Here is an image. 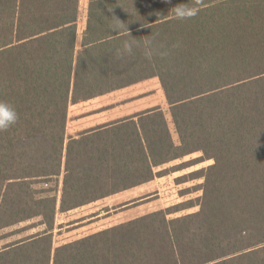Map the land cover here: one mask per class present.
I'll use <instances>...</instances> for the list:
<instances>
[{
  "label": "trees",
  "instance_id": "16d2710c",
  "mask_svg": "<svg viewBox=\"0 0 264 264\" xmlns=\"http://www.w3.org/2000/svg\"><path fill=\"white\" fill-rule=\"evenodd\" d=\"M180 2L89 0L78 50L81 0H0V99L19 113L0 131V231L37 217L46 227L0 235V264H264V0H201L183 21L170 12ZM117 18L137 41L155 37L150 55L122 52ZM154 77L179 144L159 106L66 142L71 104ZM194 153L213 161L194 172L204 180L197 200L53 246L58 198L37 179L64 169L65 212Z\"/></svg>",
  "mask_w": 264,
  "mask_h": 264
},
{
  "label": "rangeland",
  "instance_id": "374dc122",
  "mask_svg": "<svg viewBox=\"0 0 264 264\" xmlns=\"http://www.w3.org/2000/svg\"><path fill=\"white\" fill-rule=\"evenodd\" d=\"M88 4L89 0H81L80 16L78 20V50L81 49L82 34L87 24ZM155 87L158 86L154 85L152 81L149 86L146 87L144 85V89L139 87H133V89L130 87V89L125 91V93L121 94L118 92L113 96L111 95L112 97L106 99H103L102 97L87 103H81L78 105L71 104L66 128V142H68L71 137H77L80 133L86 131L83 129V125L87 122L88 119L86 120L85 117L88 115L96 111H102L104 109L114 107L115 105L120 106L121 104H124V106H126L127 104L133 102L131 105L135 106L139 104L138 102L140 97L152 93L157 94V88L155 89ZM147 88H150V91H146ZM139 91L143 92V94L138 95L137 93ZM156 101L163 104L161 108H163L168 118L173 138L175 142L179 144L180 139L171 117L169 104L166 99L163 102L161 95L156 96ZM93 106L103 107H100L98 110H94V108L99 107ZM125 108H127V106L121 107L120 110L122 111ZM131 109L132 108L130 107L129 110ZM201 156V153H194L183 159L173 161L159 168V170H168L165 175L158 176L151 182L103 198L95 203L92 202V205L87 204L86 207L85 205L80 208L78 207L79 209L66 213L59 210L63 189L64 169L61 176L52 178L48 183L37 179L34 186L39 192L46 190V194L54 195L58 198L55 226L52 231L53 246L56 248L61 244L77 240L111 226L132 220L156 210L174 206L181 202L192 199L197 200L198 197L202 195V191L199 189L204 180L192 179L193 176L197 174L194 172H197V170L205 168L213 163L212 160L202 161ZM180 164L181 166L179 167ZM177 168L181 169L176 170ZM198 209L199 207L195 206L173 214L172 217L195 212ZM40 220L41 219L37 217L17 226L0 231V235L2 236L8 232L17 230L13 235H10V237L2 239V242L15 240L17 238L26 237L31 234L44 231L46 227L39 224Z\"/></svg>",
  "mask_w": 264,
  "mask_h": 264
},
{
  "label": "clouds",
  "instance_id": "9594fccd",
  "mask_svg": "<svg viewBox=\"0 0 264 264\" xmlns=\"http://www.w3.org/2000/svg\"><path fill=\"white\" fill-rule=\"evenodd\" d=\"M170 3L171 0H166ZM201 0H184L173 6L170 12L175 19L188 20L196 17L200 11ZM118 19V18H117ZM118 23L110 25L111 29L116 32H122L125 39L121 42V50L123 53L132 54L134 49L142 47L146 55H150V49L153 46L155 37L149 36L147 39L137 41L130 34L127 24L120 19ZM19 119V113L10 101L0 99V131H6L13 127Z\"/></svg>",
  "mask_w": 264,
  "mask_h": 264
},
{
  "label": "crops",
  "instance_id": "0c3cea01",
  "mask_svg": "<svg viewBox=\"0 0 264 264\" xmlns=\"http://www.w3.org/2000/svg\"><path fill=\"white\" fill-rule=\"evenodd\" d=\"M152 81H153L154 85L159 87V88L155 87V89L157 88V94L152 93V94H149V95L142 96V97H140V100L138 102L139 104H137L135 106H132L131 104L133 102H131L130 104H127L126 105L127 108H125L122 111L120 110L121 107H126V106H124V104L123 105L121 104L120 106L115 105L114 107L107 108V109H104L102 111H96V112L88 115L87 117H85L86 120L87 119L88 120H87V122L84 123L83 129L87 130V129L95 128L97 126H100V125H103V124H106V123H110V122L119 120V119L124 118V117H128V116L134 115L136 113L151 109L153 107H158V106L162 107L163 104L158 102V101H156V96L157 95H161V97L163 99V102L166 99L165 93H164V90L162 88V85L160 83L159 78L154 77V78H151V79H147V80L141 81L139 83H136L134 85H131L130 87L131 88L139 87V88H143L144 89V85L147 87V86L150 85V83ZM130 87H128L126 89L123 88V89H120V90H117V91H114V92H111V93L96 97V98L88 100V101H84V102H81V103H87V102H90V101H95L96 99L102 98V97H103V99H106V98L112 97L113 95H115L118 92L122 94V93H125V91H128V89H130ZM149 89L150 88H147L146 91H150ZM140 91L137 93L138 95L143 94V92H140ZM81 103H77L75 105H78V104H81ZM93 107H99V108H94V110L95 109L98 110V109H100V107H103V106H93ZM118 107H120V108H118ZM130 107L132 108L131 110H129ZM95 202H93V203H95ZM89 205H92V203H90ZM85 207H86V205H85ZM87 207H89V206H87ZM79 208H76V209H79ZM73 210H75V209H72V210H69V211H65L64 213L71 212Z\"/></svg>",
  "mask_w": 264,
  "mask_h": 264
}]
</instances>
